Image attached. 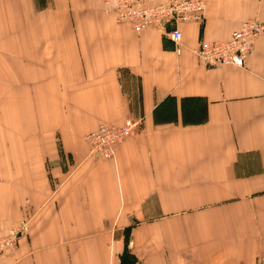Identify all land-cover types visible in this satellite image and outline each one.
<instances>
[{
	"label": "crops",
	"instance_id": "0c3cea01",
	"mask_svg": "<svg viewBox=\"0 0 264 264\" xmlns=\"http://www.w3.org/2000/svg\"><path fill=\"white\" fill-rule=\"evenodd\" d=\"M252 17L264 0H205L177 53L103 0H0V236L28 220L0 264L264 256V33L243 67L189 49ZM127 119L114 157L90 153L87 133Z\"/></svg>",
	"mask_w": 264,
	"mask_h": 264
},
{
	"label": "built area",
	"instance_id": "2783aa9c",
	"mask_svg": "<svg viewBox=\"0 0 264 264\" xmlns=\"http://www.w3.org/2000/svg\"><path fill=\"white\" fill-rule=\"evenodd\" d=\"M104 3L110 6L118 22L129 24L135 32L144 28L161 31L174 42L177 53L184 47L178 24L186 21L202 22L205 18V0H166L162 4H152L149 0H104ZM262 33L264 17H252L243 20L228 39L201 40L196 47L189 49L205 66L243 67L255 38ZM137 128V121L127 119L122 125L100 124L84 137L92 155L111 158L114 157L116 144L133 134ZM27 229V219H21L11 226L5 235L0 236V253L13 248ZM254 264H264V256L257 257Z\"/></svg>",
	"mask_w": 264,
	"mask_h": 264
},
{
	"label": "rangeland",
	"instance_id": "374dc122",
	"mask_svg": "<svg viewBox=\"0 0 264 264\" xmlns=\"http://www.w3.org/2000/svg\"><path fill=\"white\" fill-rule=\"evenodd\" d=\"M103 2H104V0H103ZM104 5L106 6V8L109 10V11H111V9H110V6L109 5H107L106 3H104ZM114 16H115V14H114ZM116 19V18H115ZM117 21V20H116ZM123 124V123H122ZM121 124V125H122ZM128 137V136H127ZM119 143V142H118ZM117 143V144H118ZM117 144H116V146H117ZM116 146H115V149H116ZM114 155H115V153H114ZM112 158V157H111ZM21 237V236H20Z\"/></svg>",
	"mask_w": 264,
	"mask_h": 264
}]
</instances>
